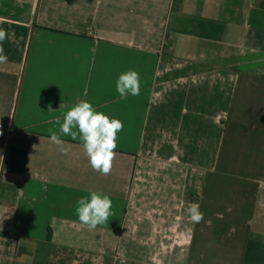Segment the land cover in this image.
Masks as SVG:
<instances>
[{"label": "crops", "instance_id": "crops-1", "mask_svg": "<svg viewBox=\"0 0 264 264\" xmlns=\"http://www.w3.org/2000/svg\"><path fill=\"white\" fill-rule=\"evenodd\" d=\"M0 28V264H264V0H0ZM82 100L123 123L107 176L55 123Z\"/></svg>", "mask_w": 264, "mask_h": 264}, {"label": "clouds", "instance_id": "clouds-1", "mask_svg": "<svg viewBox=\"0 0 264 264\" xmlns=\"http://www.w3.org/2000/svg\"><path fill=\"white\" fill-rule=\"evenodd\" d=\"M7 36L6 30L0 28V63H5L8 60L3 47V41ZM116 90L121 99H126L129 94L139 95V73L134 70L122 73L117 80ZM55 123L60 125V133L71 136L73 140L80 139L82 141L84 152L94 171L105 176L111 173L113 160L116 156L117 133L123 130L122 121L110 118L103 112L95 110L88 101L82 100L67 111L62 124L59 117L56 118ZM49 132L51 133V142L57 145L63 144L56 132L52 129H49ZM61 153L67 155L68 149L61 147ZM2 159L3 157H0V162ZM111 208L112 201L108 195L93 191L90 194V199L87 196H82L77 200L76 214L83 225L87 226L89 230H93L108 221ZM188 211L193 222L199 223L203 219V213L199 211L198 204L190 205Z\"/></svg>", "mask_w": 264, "mask_h": 264}]
</instances>
